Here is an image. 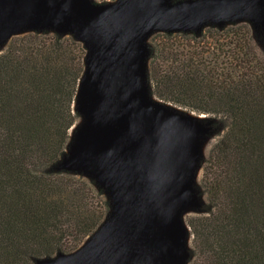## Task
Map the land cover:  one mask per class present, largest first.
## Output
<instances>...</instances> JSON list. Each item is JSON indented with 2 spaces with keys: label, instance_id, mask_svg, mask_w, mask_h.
Segmentation results:
<instances>
[{
  "label": "trees",
  "instance_id": "trees-1",
  "mask_svg": "<svg viewBox=\"0 0 264 264\" xmlns=\"http://www.w3.org/2000/svg\"><path fill=\"white\" fill-rule=\"evenodd\" d=\"M144 46L150 100L204 125L197 205L181 216L185 264H264V23L154 30ZM87 52L74 34L51 28L0 44V264L74 254L115 213L94 176L61 168L84 123Z\"/></svg>",
  "mask_w": 264,
  "mask_h": 264
},
{
  "label": "water",
  "instance_id": "water-1",
  "mask_svg": "<svg viewBox=\"0 0 264 264\" xmlns=\"http://www.w3.org/2000/svg\"><path fill=\"white\" fill-rule=\"evenodd\" d=\"M240 19L263 24L264 0H0V44L38 28L85 44L84 123L61 168L94 176L115 204L113 217L79 250L42 264H185L181 211L197 205L190 179L204 125L150 100L144 41L154 30Z\"/></svg>",
  "mask_w": 264,
  "mask_h": 264
},
{
  "label": "rangeland",
  "instance_id": "rangeland-1",
  "mask_svg": "<svg viewBox=\"0 0 264 264\" xmlns=\"http://www.w3.org/2000/svg\"><path fill=\"white\" fill-rule=\"evenodd\" d=\"M91 2L93 3H98V2H103L104 0H90ZM188 1H192V0H188ZM153 32V31H152ZM166 108L173 114V115H181L183 113V110L182 109H179V108H175V107H167ZM184 116H187V118H190L192 119L194 122H199V118L198 117H195V116H191V115H184ZM203 142H205V151L204 152H208L210 151V147L212 145V141L209 142V143H206V138L202 140ZM196 146V155L198 154V144L195 145ZM199 176V171L197 170V167L194 168L193 172H192V176H191V179H190V184L193 185V181L194 179ZM195 194V193H194ZM196 195V194H195ZM189 211H191V208L189 207H186L184 208L182 211H181V216L188 213Z\"/></svg>",
  "mask_w": 264,
  "mask_h": 264
}]
</instances>
